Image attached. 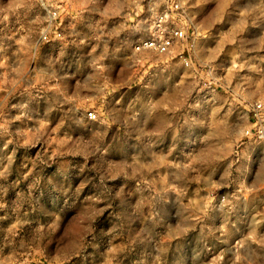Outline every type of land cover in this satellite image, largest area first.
<instances>
[{
  "label": "rangeland",
  "instance_id": "374dc122",
  "mask_svg": "<svg viewBox=\"0 0 264 264\" xmlns=\"http://www.w3.org/2000/svg\"><path fill=\"white\" fill-rule=\"evenodd\" d=\"M179 2L0 0V264H264V0Z\"/></svg>",
  "mask_w": 264,
  "mask_h": 264
},
{
  "label": "built area",
  "instance_id": "2783aa9c",
  "mask_svg": "<svg viewBox=\"0 0 264 264\" xmlns=\"http://www.w3.org/2000/svg\"><path fill=\"white\" fill-rule=\"evenodd\" d=\"M39 6L46 13L50 23V34L54 39L62 38L60 6H57L56 0H38ZM147 13H150L148 20V35L139 39L134 44L136 53L152 52L159 55L171 54L177 45H182L188 38L187 26L181 21L185 12L179 0H148ZM50 34H43L41 40L45 43L50 42ZM50 35V36H49ZM177 55L185 62L183 51H178ZM253 118L260 120L262 117V103H255L252 107ZM86 118L90 122H96L98 115L95 111H89ZM247 134L249 132H246Z\"/></svg>",
  "mask_w": 264,
  "mask_h": 264
}]
</instances>
